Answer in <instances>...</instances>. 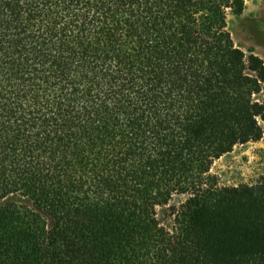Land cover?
Wrapping results in <instances>:
<instances>
[{
  "label": "trees",
  "instance_id": "obj_1",
  "mask_svg": "<svg viewBox=\"0 0 264 264\" xmlns=\"http://www.w3.org/2000/svg\"><path fill=\"white\" fill-rule=\"evenodd\" d=\"M244 10L0 0V264H264V176L211 173L264 133Z\"/></svg>",
  "mask_w": 264,
  "mask_h": 264
},
{
  "label": "rangeland",
  "instance_id": "obj_2",
  "mask_svg": "<svg viewBox=\"0 0 264 264\" xmlns=\"http://www.w3.org/2000/svg\"><path fill=\"white\" fill-rule=\"evenodd\" d=\"M227 21L236 46L246 55L254 54L264 61V0H245L244 12L229 13ZM211 173L221 186L255 185L264 176V133L260 141L237 145L216 160ZM181 200L184 198H175V202Z\"/></svg>",
  "mask_w": 264,
  "mask_h": 264
}]
</instances>
